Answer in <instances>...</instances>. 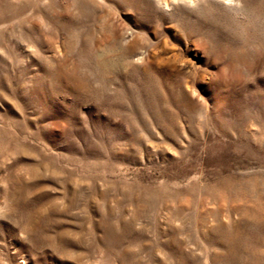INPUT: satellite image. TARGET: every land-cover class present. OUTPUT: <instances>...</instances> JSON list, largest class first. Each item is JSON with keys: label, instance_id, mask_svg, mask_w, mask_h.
Instances as JSON below:
<instances>
[{"label": "rangeland", "instance_id": "rangeland-1", "mask_svg": "<svg viewBox=\"0 0 264 264\" xmlns=\"http://www.w3.org/2000/svg\"><path fill=\"white\" fill-rule=\"evenodd\" d=\"M0 264H264V0H0Z\"/></svg>", "mask_w": 264, "mask_h": 264}]
</instances>
